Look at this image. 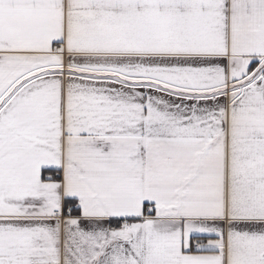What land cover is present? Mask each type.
I'll use <instances>...</instances> for the list:
<instances>
[{
	"label": "snow or ice",
	"instance_id": "obj_1",
	"mask_svg": "<svg viewBox=\"0 0 264 264\" xmlns=\"http://www.w3.org/2000/svg\"><path fill=\"white\" fill-rule=\"evenodd\" d=\"M0 264H264V0H0Z\"/></svg>",
	"mask_w": 264,
	"mask_h": 264
}]
</instances>
